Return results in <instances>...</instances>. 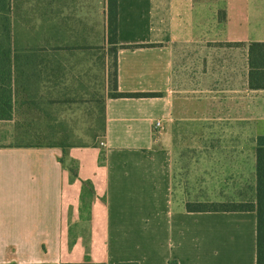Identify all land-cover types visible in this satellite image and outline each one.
<instances>
[{
	"label": "crops",
	"instance_id": "0c3cea01",
	"mask_svg": "<svg viewBox=\"0 0 264 264\" xmlns=\"http://www.w3.org/2000/svg\"><path fill=\"white\" fill-rule=\"evenodd\" d=\"M117 8V92L156 96L108 99L101 148L0 142V264H256L255 212L186 210L244 203L255 158L248 169L243 148L175 147L169 126L194 117L264 122V90L247 83V45L264 43V0H117ZM199 48L210 56L184 59ZM187 66L195 74L183 81Z\"/></svg>",
	"mask_w": 264,
	"mask_h": 264
},
{
	"label": "rangeland",
	"instance_id": "374dc122",
	"mask_svg": "<svg viewBox=\"0 0 264 264\" xmlns=\"http://www.w3.org/2000/svg\"><path fill=\"white\" fill-rule=\"evenodd\" d=\"M106 7V0H12L17 46L38 48L44 63L34 104L20 107L11 121H0V137L4 138L1 143L58 144L65 150L103 147V107L116 91ZM205 51L199 48L183 57L201 63L208 55ZM179 73L187 81L195 68L187 66ZM189 94L178 92L182 96ZM169 131L173 146L178 148L246 149L249 169L256 154L255 140L264 136V122L194 117L173 121ZM159 138L157 134L156 147ZM203 157L200 152L199 159ZM250 180L248 172V187L240 190L244 203L255 202V187ZM234 191L237 190L229 189V195L238 196Z\"/></svg>",
	"mask_w": 264,
	"mask_h": 264
},
{
	"label": "trees",
	"instance_id": "16d2710c",
	"mask_svg": "<svg viewBox=\"0 0 264 264\" xmlns=\"http://www.w3.org/2000/svg\"><path fill=\"white\" fill-rule=\"evenodd\" d=\"M107 1V28L111 35L110 44L115 64V95L112 98L156 96L132 95L117 92L116 70V36H117V0ZM12 0H0V121H11L20 107L34 104L41 82V66L43 56L38 48L22 49L17 46L14 26L12 23ZM244 46V44H230ZM140 47V46H136ZM142 47V46H141ZM248 75L247 83L250 90H264V43L247 45ZM103 131L105 132V107ZM23 132L26 134L27 129ZM21 133V132H20ZM255 202L211 204L203 203L186 205L188 212H255L256 214V264H264V136L255 140ZM16 147H57L65 151V146L58 144H21Z\"/></svg>",
	"mask_w": 264,
	"mask_h": 264
},
{
	"label": "built area",
	"instance_id": "2783aa9c",
	"mask_svg": "<svg viewBox=\"0 0 264 264\" xmlns=\"http://www.w3.org/2000/svg\"><path fill=\"white\" fill-rule=\"evenodd\" d=\"M160 129H161V122L160 121H156L153 124L154 133H158Z\"/></svg>",
	"mask_w": 264,
	"mask_h": 264
}]
</instances>
